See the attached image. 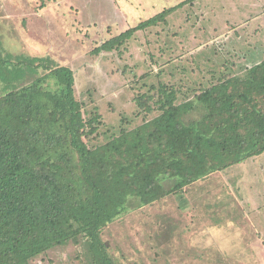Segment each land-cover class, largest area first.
<instances>
[{
	"label": "trees",
	"instance_id": "obj_1",
	"mask_svg": "<svg viewBox=\"0 0 264 264\" xmlns=\"http://www.w3.org/2000/svg\"><path fill=\"white\" fill-rule=\"evenodd\" d=\"M191 2L140 21L92 53L118 52L140 33L164 29ZM259 19L234 25V34L252 36L254 26L262 31ZM171 46L164 55L150 54L132 88L134 117L142 123L129 128L121 113L117 133L109 136L97 108L80 99L67 66L45 64L43 76L0 96V264H32L53 249L82 243L91 264H115L100 235L127 206L182 195L185 187L264 152V50L241 52L237 59L244 61L225 73L196 69L183 53L178 58L182 40ZM123 71L137 77L133 69ZM197 109L200 117L186 122Z\"/></svg>",
	"mask_w": 264,
	"mask_h": 264
},
{
	"label": "rangeland",
	"instance_id": "obj_2",
	"mask_svg": "<svg viewBox=\"0 0 264 264\" xmlns=\"http://www.w3.org/2000/svg\"><path fill=\"white\" fill-rule=\"evenodd\" d=\"M183 1L0 0V96L43 76L45 64L67 66L77 94L87 109L97 108L109 136L117 133L121 113L130 119L129 128L142 123V117H134L132 88L147 71L150 54L164 55L182 40L184 52L178 58L183 53L194 58L196 69L226 73L244 61L237 59L241 52L253 46L264 50V0H187L192 2L168 19L164 29L160 25L140 33L118 52L92 53ZM257 17L263 25L262 31L252 27L255 41L239 29L234 34V25L243 28ZM230 48L238 54H230ZM123 69H133L137 77ZM153 69L160 72L158 65ZM55 81L45 84L53 88ZM200 114L197 109L184 120ZM100 239L115 264H264V152L185 187L182 195L127 206ZM89 251L87 244L69 245L32 264H91Z\"/></svg>",
	"mask_w": 264,
	"mask_h": 264
},
{
	"label": "water",
	"instance_id": "obj_3",
	"mask_svg": "<svg viewBox=\"0 0 264 264\" xmlns=\"http://www.w3.org/2000/svg\"><path fill=\"white\" fill-rule=\"evenodd\" d=\"M106 246V245H105Z\"/></svg>",
	"mask_w": 264,
	"mask_h": 264
}]
</instances>
